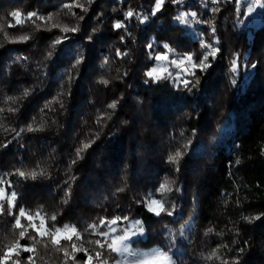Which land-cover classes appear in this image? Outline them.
Returning a JSON list of instances; mask_svg holds the SVG:
<instances>
[{
  "label": "trees",
  "instance_id": "obj_1",
  "mask_svg": "<svg viewBox=\"0 0 264 264\" xmlns=\"http://www.w3.org/2000/svg\"><path fill=\"white\" fill-rule=\"evenodd\" d=\"M66 2L71 0H0V145L8 144L0 147V174L18 168L46 171L35 180L7 177L18 193V206L33 214L41 210L48 228L75 226L81 240H73L89 250L94 245L88 241L98 238L85 231L89 224L100 217L127 215L144 225V238L132 242L136 250H169L176 264H264V218L251 224L241 219L264 213V9L262 22L251 25L246 22L248 3L240 0L222 4L215 14L210 11L214 6L205 8V0H184L166 5L155 17L149 15L153 0H95L87 14L74 9L77 16L62 10ZM128 7L149 15L144 23L127 22L130 35L112 29ZM16 10L52 14L54 19L49 25L26 21L8 27L15 24L10 13ZM182 12L212 20L220 53L210 58L206 71L196 70L195 87L183 88L172 78L145 83V72L162 62L152 56L167 51L164 44L177 55L190 53L198 60L201 41L211 42L209 26L181 24L176 17ZM51 23L79 25V31L68 33L69 39L46 59L51 42L62 35L60 27L46 30ZM21 35L30 39L9 42ZM117 49L128 56L116 57ZM81 54L84 62L71 95L62 97L64 107L53 103L54 110L45 108ZM173 58L169 53V61ZM171 73L180 76L182 69L173 67ZM102 76L109 80L107 86L97 82ZM24 89H32L27 97ZM114 101L116 109H108ZM9 107L18 110L8 112ZM105 113L109 115L98 124ZM29 125L40 130L28 132ZM93 140L73 165L76 150ZM177 150L184 153L179 172L168 162ZM166 178L176 181L164 197L173 215L157 217L137 201L149 193L160 198L156 189ZM120 187L123 192L117 191ZM13 224L11 216H0V255L18 238ZM209 228L213 232L205 235ZM29 233L35 235L31 229ZM20 243L32 241L26 237ZM46 243L35 245L36 264H62L63 253L46 248ZM217 248L220 258L206 259ZM27 255L21 253L20 259ZM76 258L87 259L83 252Z\"/></svg>",
  "mask_w": 264,
  "mask_h": 264
},
{
  "label": "snow or ice",
  "instance_id": "obj_2",
  "mask_svg": "<svg viewBox=\"0 0 264 264\" xmlns=\"http://www.w3.org/2000/svg\"><path fill=\"white\" fill-rule=\"evenodd\" d=\"M95 2V0H86V3H80L79 0H71V2H66L62 5V10H67L72 16H77V13L73 11L74 9H79L80 12L87 14L90 6ZM123 3V0H120ZM184 0H153L152 6L149 9L150 16H157V14L162 13L165 6L171 4L173 6H178L183 3ZM233 0H205L204 6L208 8L211 7L210 11L215 14L220 12V6L225 3H232ZM264 9V0H251V4L248 7V13L252 14L256 9ZM100 15H103L102 13ZM149 15H146L144 12H138L132 7H128L126 11H123V19H119L113 23L112 29L119 32L121 29L125 33H128L127 22H131L133 19H136L140 23H144L149 19ZM10 16L15 21V24L9 23L8 27H15L16 25H23L26 21H31L35 24L36 21L41 22L43 25H49L53 21L54 16L49 14L44 16L38 11H31L28 13H22L19 10L13 11L10 13ZM79 20H83L84 16L79 15L77 17ZM176 19L184 25L190 26L191 24H205L210 28L209 35L212 37L211 42L201 41V56L198 60H194L193 54L185 53L182 56L177 55L175 50L171 48L168 44H164L163 48L167 51L157 52L152 58L156 61H169V53H172L175 58L170 61V64L176 68L182 69V75L173 76L172 73L168 72L167 66L158 65L157 67L151 68L149 71L145 72V83L158 82L160 80L172 78L174 81H178L183 88L195 87L199 83V77L197 76L196 70L203 72L211 67V59H216L221 49L217 46L219 41L215 39L216 37V28L212 23L211 19L201 20L198 18L196 12H182ZM37 29L40 28V25H36ZM60 27L62 35L55 38L50 44V51L47 54L46 59H50L53 55V52L56 46L61 45L64 41L69 39L68 33H76L79 31V25L74 27H61L57 23H51V26L46 30H51V28ZM3 29L0 28V31ZM95 32V29L93 30ZM130 35V33H128ZM4 36L8 39V33L5 32ZM30 39L28 35H21L16 38L10 39L9 42H26ZM89 41L92 40V36H88ZM124 37L121 36V40ZM148 48L154 50V44H149ZM116 57L123 59L128 56L127 52H121L117 49L115 52ZM151 55V53H150ZM21 59H27L23 57ZM82 54L75 60V63L71 65L70 69L65 73L66 80L60 84V90L57 92L56 97L52 101H48L45 105V108L49 110H54L51 108L53 103H57L61 108L64 107V101L62 97L65 95H71V87L76 79V74L79 72V66L83 63ZM108 61H105L107 64ZM255 67V65H253ZM232 70H236V60H232ZM167 73V75H165ZM191 77L192 79H189ZM39 78V75H38ZM99 84L107 86L109 80L105 79L103 76L97 81ZM32 89H24L23 96L27 97ZM15 104V100L11 97L7 98ZM118 101H114L107 105L108 109L115 110L117 107ZM18 110V107H9L8 112H15ZM43 111V109H42ZM4 112L3 108H0V113ZM108 113H105L103 116L98 117L97 123L102 124L105 116H108ZM3 125L0 124V127ZM41 128L43 125L40 126ZM40 129L34 128L32 125L27 127L28 132L37 131ZM24 129H21L20 132L16 133V137H19L20 133ZM95 141L89 143H84L81 147L76 150V159L72 161V164H76L79 159H82V153H84L88 148L91 147V144ZM10 143V142H9ZM0 147L7 148L8 144H2ZM187 147V145H185ZM183 151L177 150L173 154L168 156V162L174 165V170L176 172L180 171L179 163L183 158ZM239 165L241 162L237 160L235 162ZM39 168V166H37ZM15 175L20 180L32 179L35 180L38 176L46 175L44 169L37 170H21L15 169L9 173L0 174V216H11L13 218L14 224L13 227L18 232V238L9 244L5 245L3 254L0 255V264H36V255L37 248L36 244L41 243V241L47 240L45 247L51 246L52 250L57 253H63L62 264H69V261L72 264H175L172 255L169 254V250H164L162 248H155L148 252L134 250L130 247V241L134 237H138L144 234L143 223L140 220H130V217L127 215H115L111 218L100 217L99 222H93L87 226L85 231H91V234L97 236L98 238L88 241L89 244L94 245L92 250L84 247L83 243H77L75 241L81 240V234L75 226L64 225L63 227H56L55 224L51 228L46 227L45 216L41 214V210H37L34 214L30 213L23 207H19L17 204L18 193L16 191L9 192L7 189L12 188L13 182L7 179L8 176ZM176 183L174 178H166L163 183H161L156 189V193L160 198H157V195L149 193L142 200L137 201V203L144 204L147 207L148 211L153 213L155 216L159 217L161 214H167L172 216L173 213L166 206L167 201L164 199L168 193L173 191V185ZM7 186V188L5 187ZM179 191V189H175ZM118 192H123L124 188L120 187L117 189ZM65 195H70V192H66ZM67 203V200L64 201ZM239 203V201H237ZM18 212V214H17ZM27 223H22V219ZM39 219V226L35 223L36 219ZM264 218V213L257 215H241V219L251 224L255 221L261 220ZM50 220L55 222L57 220L56 215H52ZM121 224L129 225L126 228H120ZM29 229L32 230L35 235L29 233ZM100 229H105L100 231ZM213 232V229L209 228L208 233ZM28 238L32 241L29 245H23L20 243L21 240ZM39 237V239H37ZM75 237V241L73 238ZM62 241L68 242L67 244H62ZM228 245H221V248H227ZM244 249H239L240 253H243ZM83 252L87 257L83 262L77 260L76 254ZM220 248L214 249L206 259H219ZM21 253H27L26 259L23 261L20 259ZM105 253L109 255L106 256ZM224 264H228L227 261ZM232 264H239V260H235Z\"/></svg>",
  "mask_w": 264,
  "mask_h": 264
},
{
  "label": "rangeland",
  "instance_id": "obj_3",
  "mask_svg": "<svg viewBox=\"0 0 264 264\" xmlns=\"http://www.w3.org/2000/svg\"><path fill=\"white\" fill-rule=\"evenodd\" d=\"M240 2H247L248 4H247V10H246V12H247V14H246V22L247 23H250L251 25H253V24H257V23H259V22H262V10L261 9H256V11H254L252 14H249L248 13V7H249V5L251 4V0H240ZM264 20V19H263ZM160 65H162V66H167V70H168V72H170L171 73V71H172V68L174 67V66H172L171 64H170V61H162L161 62V64ZM176 68V67H175ZM6 188H7V186H5ZM9 192H11V191H13V189L12 188H9V189H7ZM135 220H140V221H142L141 219H134L133 221H135ZM27 223V222H26ZM35 223L37 224V226H39V223H40V221H39V219L37 218L36 220H35ZM143 223V222H142ZM129 225H126L124 228H126V227H128ZM47 227V226H46ZM143 227H144V225H143ZM144 236H145V233L143 234V235H141V236H138V237H134V238H132V240L130 241V247L131 248H133L132 247V242L134 241V240H136V239H139V238H144ZM156 248H158V247H156ZM134 249V248H133ZM153 249H155V248H153ZM134 250H136V249H134ZM152 249H150V250H138V251H143V252H148V251H151ZM174 260V259H173ZM174 262H175V260H174ZM176 264V263H175Z\"/></svg>",
  "mask_w": 264,
  "mask_h": 264
}]
</instances>
